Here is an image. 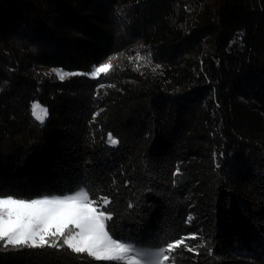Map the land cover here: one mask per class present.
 Wrapping results in <instances>:
<instances>
[{
  "label": "trees",
  "instance_id": "obj_1",
  "mask_svg": "<svg viewBox=\"0 0 264 264\" xmlns=\"http://www.w3.org/2000/svg\"><path fill=\"white\" fill-rule=\"evenodd\" d=\"M85 186L122 238L196 235L177 264H262L264 0H0V192ZM0 264L115 262L65 246L0 248Z\"/></svg>",
  "mask_w": 264,
  "mask_h": 264
},
{
  "label": "snow or ice",
  "instance_id": "obj_2",
  "mask_svg": "<svg viewBox=\"0 0 264 264\" xmlns=\"http://www.w3.org/2000/svg\"><path fill=\"white\" fill-rule=\"evenodd\" d=\"M111 68L110 57L94 66L89 75L96 79ZM53 71L60 81L85 75L62 69ZM31 112L41 124L48 117V109L38 102H33ZM107 143L116 146L119 141L108 133ZM110 204L106 196L97 198L87 186L71 195L43 198H22L14 193L0 192V248L56 249L66 246L72 253L115 264H177L176 253L181 248L199 255L197 249L203 245L187 243L188 240H197L196 235L176 236L166 245L155 247L118 236L109 223L114 221L108 210ZM187 220L190 222L192 216ZM206 254L214 255V252L207 251Z\"/></svg>",
  "mask_w": 264,
  "mask_h": 264
},
{
  "label": "rangeland",
  "instance_id": "obj_3",
  "mask_svg": "<svg viewBox=\"0 0 264 264\" xmlns=\"http://www.w3.org/2000/svg\"><path fill=\"white\" fill-rule=\"evenodd\" d=\"M49 72H53L54 74H55V72L53 71V70H48ZM33 104V103H32ZM31 104V105H32ZM31 115H32V112H31ZM32 117H33V115H32ZM34 118V117H33ZM34 120H36L35 118H34ZM37 121V120H36ZM37 122H39V121H37ZM78 190V189H77ZM77 190H75L74 192H72V193H66V194H64V195H71V194H74ZM43 197H45V196H43ZM43 197H39V198H43Z\"/></svg>",
  "mask_w": 264,
  "mask_h": 264
}]
</instances>
